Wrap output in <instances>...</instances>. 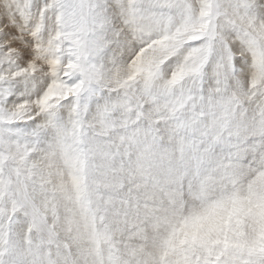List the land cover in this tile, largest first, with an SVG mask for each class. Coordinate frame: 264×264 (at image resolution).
Listing matches in <instances>:
<instances>
[{"label":"snow or ice","instance_id":"snow-or-ice-1","mask_svg":"<svg viewBox=\"0 0 264 264\" xmlns=\"http://www.w3.org/2000/svg\"><path fill=\"white\" fill-rule=\"evenodd\" d=\"M0 264H264V0H0Z\"/></svg>","mask_w":264,"mask_h":264}]
</instances>
